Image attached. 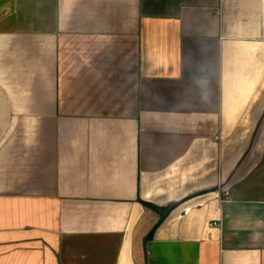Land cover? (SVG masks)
<instances>
[{"label":"crops","instance_id":"0c3cea01","mask_svg":"<svg viewBox=\"0 0 264 264\" xmlns=\"http://www.w3.org/2000/svg\"><path fill=\"white\" fill-rule=\"evenodd\" d=\"M0 264H264V0H0Z\"/></svg>","mask_w":264,"mask_h":264},{"label":"built area","instance_id":"2783aa9c","mask_svg":"<svg viewBox=\"0 0 264 264\" xmlns=\"http://www.w3.org/2000/svg\"><path fill=\"white\" fill-rule=\"evenodd\" d=\"M213 224H215V223H211L210 225H213Z\"/></svg>","mask_w":264,"mask_h":264}]
</instances>
